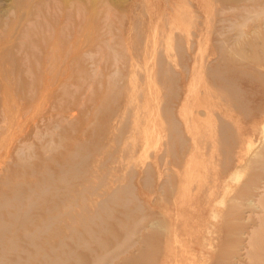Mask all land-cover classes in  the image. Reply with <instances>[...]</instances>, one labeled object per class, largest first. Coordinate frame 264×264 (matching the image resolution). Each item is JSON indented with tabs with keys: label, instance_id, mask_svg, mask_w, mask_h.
I'll list each match as a JSON object with an SVG mask.
<instances>
[{
	"label": "rangeland",
	"instance_id": "rangeland-1",
	"mask_svg": "<svg viewBox=\"0 0 264 264\" xmlns=\"http://www.w3.org/2000/svg\"><path fill=\"white\" fill-rule=\"evenodd\" d=\"M262 42L264 0H0V264L264 258Z\"/></svg>",
	"mask_w": 264,
	"mask_h": 264
},
{
	"label": "bare ground",
	"instance_id": "bare-ground-1",
	"mask_svg": "<svg viewBox=\"0 0 264 264\" xmlns=\"http://www.w3.org/2000/svg\"><path fill=\"white\" fill-rule=\"evenodd\" d=\"M171 7V6H170ZM178 9V8H177ZM247 44H251V42H248ZM262 46H261V48H260V50H261V52H260V56L257 54V53H255V55L259 58V59H261L262 58V56H261V53L262 54H264V42H262V43H260ZM212 70H214V69H212ZM211 75V74H210ZM215 75H217V74H215ZM218 76V75H217ZM220 77H222V76H220ZM219 77V78H220ZM222 80V82L221 83H219L218 85H219V88H222L223 90H227L228 91V95H229V101L230 102H232V101H235V102H232L233 103V105H235L236 106V108L235 109H240V102L238 101V97H237V94L239 93L238 92V88L236 87V88H234V87H231V80L230 81H228L226 78H222L221 79ZM250 81V80H249ZM233 86V85H232ZM221 93V92H220ZM223 97V96H222ZM223 99V98H222ZM225 99V98H224ZM231 104V103H230ZM234 107V106H233ZM241 110H242V108H241ZM264 110V109H263ZM245 115V114H244ZM221 119H219V121H220ZM222 122V121H221ZM226 122V121H225ZM218 123V122H217ZM220 123V122H219ZM222 124H223V122H222ZM222 124H220L221 126H222V132H221V135L222 136H225V134H224V132L226 131V129H225V123H224V125H222ZM172 127V126H171ZM176 127V126H175ZM174 127H172V129H173ZM221 128V127H220ZM262 128H263V134H264V123H262ZM174 130V132H176L177 134H178V131H177V129L176 128H174L173 129ZM230 133V132H229ZM180 135H181V133H180ZM170 136V135H169ZM229 136V135H228ZM181 137V136H180ZM231 137V136H230ZM180 139V138H179ZM178 139V140H179ZM225 139V138H224ZM181 140V139H180ZM231 140H232V138H231ZM224 141V140H223ZM227 141V140H226ZM225 141V142H226ZM225 142H224V144H225ZM181 143H182V141H181ZM180 143V144H181ZM250 143V142H249ZM252 143V142H251ZM179 144V145H180ZM221 144V143H220ZM227 144V143H226ZM171 145H172V143H171ZM226 146V145H225ZM182 149V148H181ZM263 150L261 151L262 152V156L264 157V146H263V148H262ZM261 150V149H260ZM228 151V150H227ZM247 151V150H246ZM258 152V151H257ZM260 152V153H261ZM226 154V153H225ZM258 154V153H257ZM222 155V154H221ZM232 155V154H231ZM252 155V154H251ZM262 156H260V157H262ZM260 157H257V158H260ZM251 158H253L252 156H251ZM255 158V157H254ZM257 158H256V160H257ZM248 159V158H247ZM250 159V158H249ZM250 160H252V159H250ZM255 160V159H254ZM255 160V161H256ZM249 161V160H248ZM253 161V160H252ZM258 161V160H257ZM223 162V161H222ZM260 162V161H259ZM259 162H258V164H259ZM250 163V165L252 164L253 165V163L254 162H249ZM256 163V162H255ZM254 163V164H255ZM261 164H262V162H261ZM264 165V164H263ZM254 166V165H253ZM258 166V165H257ZM225 167V166H224ZM263 167V166H262ZM257 177H259V175H258V173H257ZM252 178V177H251ZM255 179H256V177H255ZM251 180V179H250ZM250 180H249V182H250ZM260 180V179H259ZM254 182V181H253ZM252 182V183H253ZM264 183V181L262 182V184ZM244 184H246V182L244 183ZM244 184H243V186H244ZM242 186V187H243ZM241 186H240V188L241 189H243ZM264 189V188H263ZM245 191V190H244ZM244 191H243V193H244ZM230 192V191H229ZM239 192V191H238ZM240 193V192H239ZM229 194V193H228ZM241 194V193H240ZM246 193H244L243 195H245ZM246 195H248V194H246ZM250 195V194H249ZM252 195V194H251ZM240 196V195H239ZM14 201H17L18 200V195L17 194H14ZM240 198V197H239ZM245 198H247V197H245ZM244 198V199H245ZM257 198H258V196H257ZM241 199H243V198H241ZM248 199V198H247ZM107 200H111V196L108 194L107 196H104V198H103V201H107ZM250 200V199H249ZM252 200V199H251ZM256 200V199H255ZM264 200L262 199V200H257L256 202H257V205H256V202L254 203V204H251L252 203V201H251V205H254V207L256 206H260L261 208V210H263L264 211V202H263ZM254 202V201H253ZM102 203V205H100ZM100 204H99V206H98V208H97V211H98V213L99 214H102L101 212L102 211H104L105 210V207H104V204H105V202H101ZM247 203H249V201H247ZM247 205V204H246ZM258 206V207H259ZM263 208V209H262ZM263 211H261L262 213H264ZM224 213V212H223ZM226 213V212H225ZM231 214V213H230ZM11 215H15V214H11ZM227 215V214H226ZM231 216V215H230ZM15 218V217H14ZM146 219H147V221H148V224L146 225V233L142 236V242H143V244L144 245H146L147 247H149V249H150V246L152 245V246H157V243L159 242V238H160V235H162V233H161V230H162V232H167V227L166 226H163L162 227V229L161 230H159L160 228V226H158V228L159 229H157L156 227V229L157 230H159V231H155V230H153V225H154V221L151 219V217H150V214L149 215H147L146 217H145ZM263 218V217H262ZM89 218H87L86 219V221L88 220ZM263 219H261V221H262ZM264 222V221H263ZM263 222H261V223H263ZM164 224V223H163ZM1 227H4L5 225L4 224H1L0 225ZM152 228V229H151ZM259 230V229H258ZM177 232V231H176ZM132 233H134V231H133V229H127L126 231H125V236H126V238H130L131 236H132ZM175 233V232H174ZM254 233V232H253ZM254 235V234H253ZM174 236L176 237V235L174 234ZM262 236V235H261ZM174 237V238H175ZM253 237V236H252ZM250 238V237H249ZM248 238V239H249ZM256 238V237H255ZM258 238V237H257ZM263 239V238H262ZM261 239V240H262ZM259 240V239H258ZM256 241H257V239H256ZM254 242L255 243V245H257V242ZM263 241V240H262ZM133 244L135 243V240H133V242H132ZM247 244H249V243H247ZM258 244H259V242H258ZM250 245H251V243H250ZM10 247L11 246H13V245H9ZM264 246V245H263ZM248 247V246H247ZM253 247V246H252ZM256 247H258V246H256ZM258 248H260V247H258ZM250 249V248H249ZM263 249V248H262ZM261 249V250H262ZM123 250H126V249H122L120 246H117V247H115L112 251H110L109 253H110V255H109V258H111V260H109L108 262H106V263H104V264H113V262H114V259H116V258H118L119 257V255L122 253V252H124ZM248 251V253H247V255H249V258H253V262H261V264H264V258H260V256H262V255H259V257L257 256V251L255 252V253H250V251L249 250H246V252ZM245 252V253H246ZM264 252V251H263ZM69 254H72V252L71 253H69ZM145 253H144V251L142 250V254H139V256L138 257H134V258H127V259H125L124 261H122V262H120V263H115V264H138V262L139 261H142V257H143V255H144ZM71 256V255H70ZM247 257V256H246ZM0 258H2V257H0ZM144 258V257H143ZM99 259V258H98ZM124 259V258H123ZM251 259L249 260V262L251 261ZM252 262V261H251ZM16 263H18V261H13L11 264H16ZM75 263L76 264H79V259H77V258H75ZM98 263V262H97ZM203 263H206L207 264V262L206 261H203ZM254 263V264H255ZM43 264H46L45 262L43 263ZM150 264H153V262L152 263H150Z\"/></svg>",
	"mask_w": 264,
	"mask_h": 264
}]
</instances>
